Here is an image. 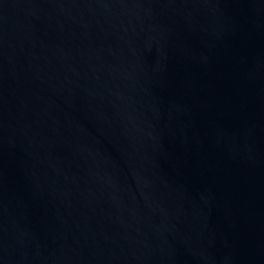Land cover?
Returning a JSON list of instances; mask_svg holds the SVG:
<instances>
[{"label":"water","instance_id":"95a60500","mask_svg":"<svg viewBox=\"0 0 264 264\" xmlns=\"http://www.w3.org/2000/svg\"><path fill=\"white\" fill-rule=\"evenodd\" d=\"M0 264H264V0H0Z\"/></svg>","mask_w":264,"mask_h":264}]
</instances>
